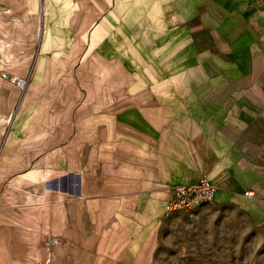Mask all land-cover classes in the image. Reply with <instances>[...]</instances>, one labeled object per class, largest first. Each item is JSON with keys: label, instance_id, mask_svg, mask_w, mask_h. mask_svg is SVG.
Here are the masks:
<instances>
[{"label": "crops", "instance_id": "obj_1", "mask_svg": "<svg viewBox=\"0 0 264 264\" xmlns=\"http://www.w3.org/2000/svg\"><path fill=\"white\" fill-rule=\"evenodd\" d=\"M19 1L0 29L29 78L0 113V249L1 222L42 231L47 210L92 221L88 235L102 221L118 249L155 234L179 213L174 188L203 175L217 203L248 196L240 142L264 119V0Z\"/></svg>", "mask_w": 264, "mask_h": 264}, {"label": "rangeland", "instance_id": "obj_2", "mask_svg": "<svg viewBox=\"0 0 264 264\" xmlns=\"http://www.w3.org/2000/svg\"><path fill=\"white\" fill-rule=\"evenodd\" d=\"M13 6L23 11L19 0H0L2 20ZM26 42L31 44L32 40ZM35 44L30 53L31 65L36 57ZM5 47L6 43L0 40V113L10 104L14 88L16 102L23 93L13 81L21 74L4 57ZM13 64L19 65L18 61ZM6 126L0 125L3 134ZM243 136L246 139L240 142L241 156L250 167H241L239 175L252 185V196L241 195L230 204L212 200L197 210L178 211L153 235L123 236L118 249L113 245L112 235L99 226L102 221H96L98 234L88 235L92 221L51 219L50 210L46 211L42 231L30 232L19 220H4L9 223H1L9 229L5 231L7 248L0 249V264H264V119L248 125ZM3 209L8 213L6 206ZM68 222L76 226L67 227ZM126 243L136 250L122 252Z\"/></svg>", "mask_w": 264, "mask_h": 264}, {"label": "built area", "instance_id": "obj_3", "mask_svg": "<svg viewBox=\"0 0 264 264\" xmlns=\"http://www.w3.org/2000/svg\"><path fill=\"white\" fill-rule=\"evenodd\" d=\"M13 81L21 89L26 87L27 82L22 77H15ZM215 192V184L206 175H203L194 184L180 185L174 188L169 210L174 212L192 211L205 202L211 201L215 196ZM253 194V190L246 191L248 196Z\"/></svg>", "mask_w": 264, "mask_h": 264}, {"label": "bare ground", "instance_id": "obj_4", "mask_svg": "<svg viewBox=\"0 0 264 264\" xmlns=\"http://www.w3.org/2000/svg\"><path fill=\"white\" fill-rule=\"evenodd\" d=\"M3 19H4V18H3ZM7 23H8V22L5 21V19L2 20V18L0 17V25H1L2 27H5V26L7 25ZM40 23H42V22H40ZM39 25H40V24H39ZM2 27H1V28H2ZM6 29H7V28H6ZM6 29H5V30H6ZM6 31H7V30H6ZM40 35H41V29L38 30V39H40ZM22 78H24V79L26 80V82H27V83H26V87H27V85H28V83H29V78H27V77H22ZM26 87H25V88H26ZM25 88H24V89H21V88H20V89L23 91V90H25ZM9 116H10V115H8V116L6 117V120H8Z\"/></svg>", "mask_w": 264, "mask_h": 264}]
</instances>
